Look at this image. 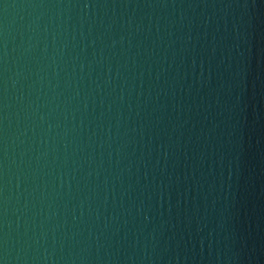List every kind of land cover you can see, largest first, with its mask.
Listing matches in <instances>:
<instances>
[{
    "label": "water",
    "instance_id": "obj_1",
    "mask_svg": "<svg viewBox=\"0 0 264 264\" xmlns=\"http://www.w3.org/2000/svg\"><path fill=\"white\" fill-rule=\"evenodd\" d=\"M0 264H264V0H0Z\"/></svg>",
    "mask_w": 264,
    "mask_h": 264
}]
</instances>
